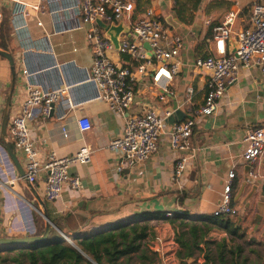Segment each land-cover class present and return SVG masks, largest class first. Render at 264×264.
<instances>
[{"label": "crops", "instance_id": "crops-1", "mask_svg": "<svg viewBox=\"0 0 264 264\" xmlns=\"http://www.w3.org/2000/svg\"><path fill=\"white\" fill-rule=\"evenodd\" d=\"M37 1V0H33ZM264 0H150L142 3L155 7L162 20L164 29L170 36L180 35L184 46L181 52L182 66L172 79L166 77L154 81L149 72L142 80L135 83V102L126 115L113 111L104 100L84 102L72 110H68L65 119H58L57 112L47 116L38 109L30 121L31 135L38 150L41 165L48 162L49 155L55 152L64 157L75 154L83 146L89 145L94 153L89 162L78 161L71 165L70 172L81 177V189L65 186L62 197L45 202L48 213L53 216L74 213L87 218L81 226L86 234H95L116 229L119 225L131 222L148 223L151 236L157 237L153 245H149L152 255L144 252L122 257L118 264H219L218 250H225L227 264H264V214L257 218L259 201L264 200V153L251 169L256 177L249 175V167L242 158L244 151L243 138L249 125H264V73L259 65L242 66L237 79L229 85L219 99L217 112L212 115H197L196 109L204 101L208 90L211 72L197 68L194 63L199 57L216 54L215 27L220 25L230 9H238L234 29L249 26L251 9L255 3ZM142 3L135 11L133 20L142 12ZM10 51L14 55L18 70V78L12 99L10 119L19 113L26 97V80L21 71L24 64V53L19 37L13 31L10 4ZM2 13V9L0 11ZM47 31H53L51 16L42 15ZM113 24V23H112ZM115 25H123L119 39L128 32L132 21L122 20ZM31 34L35 39L44 36V30L35 20L30 22ZM105 30V29H104ZM130 31V30H129ZM106 34L107 31L105 30ZM109 35V34H108ZM228 39V52L231 53ZM49 51L29 53L28 63L33 68L58 62L75 61L76 65L68 67L65 76L81 79L79 68H89L92 63V52L87 43L86 31L76 30L61 34H52ZM146 48L149 47L145 43ZM52 49V50H51ZM112 58L124 65L131 62L126 54L114 51ZM48 85L60 84L62 77L59 70L51 69L39 76ZM11 82V66L6 57L0 56V122L1 113ZM192 86L194 94L189 95L188 87ZM83 88V87H82ZM84 93L87 90H82ZM154 107L160 113L166 109H180L183 119L194 116L193 145L196 155L188 162L184 174L179 179L173 178L176 153L166 133L161 135L158 150L143 163L126 167L118 171L121 153L108 147L110 141L124 132L128 114L144 111ZM89 116L94 126L85 133L77 125V117ZM176 121H180L176 120ZM62 124L68 128V137L62 131ZM172 123L166 120V131ZM11 135V134H10ZM0 141V237L35 235L37 228L34 211L40 203L34 191L14 164L12 158L3 149ZM6 150V149H5ZM20 162L26 168V157L17 151ZM235 165L236 176L233 184V204L238 207L239 215L234 217L235 224L231 228L211 223L212 230L201 244L204 248L193 256L185 254L179 257L177 252L183 248L177 241L176 228L172 219L180 222L178 212L187 211L190 222L202 225L203 221L214 218V211L221 201L224 181L228 171ZM47 171L41 170L40 177L33 185L42 196L47 180ZM14 182H11V181ZM258 185L249 207H243L247 195ZM22 190V195L20 190ZM38 202V204H37ZM38 211V210H37ZM173 212V216H149L146 220L141 216L145 212ZM259 221V223H258ZM258 225V228L256 226ZM159 226H165L159 228ZM163 231H161V230ZM68 236V235H67ZM71 237V236H69ZM74 240L75 238L72 237ZM244 241L245 246H243ZM256 246L261 248L260 252ZM210 247V248H209ZM211 250L208 261L205 254ZM240 248V249H239ZM252 248H256L255 250ZM252 251V252H251ZM247 254L256 258L249 259ZM136 259L140 262L133 263ZM149 259V260H148Z\"/></svg>", "mask_w": 264, "mask_h": 264}, {"label": "built area", "instance_id": "built-area-1", "mask_svg": "<svg viewBox=\"0 0 264 264\" xmlns=\"http://www.w3.org/2000/svg\"><path fill=\"white\" fill-rule=\"evenodd\" d=\"M150 0H0V11L10 4L11 21L14 33L19 37L24 53L22 75L26 80V97L21 104L19 113L9 121V133L17 151L26 157L27 179L35 185L41 170L47 171V180L43 199L54 201L62 197L65 186L81 189L82 181L79 175L70 172L73 163L89 162L94 150L83 146L79 152L59 157L55 152L49 155L48 162L41 165L38 150L31 135L30 121L35 112L40 109L47 116L57 112L58 119H65L67 111L76 106L93 100H104L118 114L126 115L132 108L135 98V83L142 80L149 72L154 81L166 77L172 79L182 66L181 52L184 46L180 35L170 36L165 31L162 20L155 7L146 5ZM142 3L140 16L133 20L135 11ZM1 13V12H0ZM238 9H230L222 23L215 27L216 54L199 57L194 65L211 72L208 90L204 101L196 109L197 115H212L217 112L219 99L224 95L229 85L237 79L240 67L259 65L264 73V4L255 3L251 9L249 26L235 30ZM42 15H49L53 21V31H47ZM35 20L44 30V36L35 39L31 34L30 22ZM107 24L122 20L132 21L130 31L124 32L116 47L113 40L106 34L98 21ZM85 30L87 43L92 52V63L89 68H79L83 75L81 79L65 76L68 67L76 65L75 61L44 64L33 68L28 63L29 53L34 54V60L39 51H49L52 34ZM238 39L235 52H228V39ZM145 43L149 45L146 48ZM52 50V49H51ZM114 51L126 54L131 62L124 65L112 58ZM50 52V51H49ZM58 69L62 80L60 84L48 85L39 76L51 69ZM83 87V88H82ZM86 89L84 93L82 90ZM189 95L194 94L192 86L188 87ZM174 113L166 109L160 113L154 107H147L142 112L128 114L125 120L124 132L113 138L108 147L119 151L122 155L118 171L143 163L155 153L160 144L161 135L166 133L172 149L179 153L173 172V178L179 179L185 172L189 160L196 155L193 145L194 116L172 123L166 131V120ZM77 125L85 133L93 128L94 123L87 115L78 116ZM62 131L68 137V128L62 124ZM243 160L249 167V175L256 177L251 169L264 153V125H249L243 138ZM4 151L5 147H3ZM236 176L235 165L228 171L224 181V189L220 203L214 215L237 217L239 209L233 204V184ZM11 182H14L13 180ZM3 181L0 178V186ZM21 191V189H16ZM166 217L173 216L168 212ZM189 220V218H187ZM66 242L74 239L65 236Z\"/></svg>", "mask_w": 264, "mask_h": 264}, {"label": "trees", "instance_id": "trees-1", "mask_svg": "<svg viewBox=\"0 0 264 264\" xmlns=\"http://www.w3.org/2000/svg\"><path fill=\"white\" fill-rule=\"evenodd\" d=\"M9 22V9L4 6L0 23V48L11 52ZM0 141L3 143L1 139ZM36 207L39 208V204ZM178 213L181 221L177 223L176 219H172L171 223L176 228L177 241L183 248L177 252L179 257L183 254L193 256L204 250L201 244L210 243L203 240L212 230L211 223L227 228L235 224V219L231 216L215 215L200 225L186 220L190 215L187 211ZM164 214L165 212L148 211L141 216L146 220L149 216L162 217ZM49 217L56 228L51 230L47 239L23 245H6L4 250H0V264H118L122 257L139 252L143 247V240L151 236V226L148 223L131 222L119 225L114 230L86 234L81 231V226L87 223L85 217L74 213L59 216L49 214ZM34 221L37 228L35 235H42L46 229V219L35 210ZM67 235L75 238L73 243L66 242ZM209 248L205 254L208 261L211 259ZM218 258L219 264L228 263L225 250L221 247Z\"/></svg>", "mask_w": 264, "mask_h": 264}, {"label": "water", "instance_id": "water-1", "mask_svg": "<svg viewBox=\"0 0 264 264\" xmlns=\"http://www.w3.org/2000/svg\"><path fill=\"white\" fill-rule=\"evenodd\" d=\"M1 20H2V13H0V23H1ZM98 23L100 26H102V28H104L107 31V33L109 34V37L113 40L116 47H118L119 46V35L123 29V25L122 24L115 25L114 23L113 24H107L102 20H99ZM129 30L130 29H128L127 31H129ZM229 41H230L229 42L230 50L232 52H235L238 48V39L234 38V40L231 39ZM0 55L6 57L9 60L10 66H11V82H10L9 89L7 92L5 106H4V110H3L1 122H0V139L3 141L4 147L7 151V153L10 155L14 164L18 168V170L21 174V177L27 181L29 187L34 191L36 198L40 203V208H37V207L36 208L42 214V216L46 219V229L42 235H30V236H25V237L1 236L0 237V246L2 248V247L9 245V244L23 245V244L32 243L35 241L45 240L48 238V235L51 232V230L53 228H56V225H55V223H53L51 221V219L49 217V213H48L47 206L45 204V200L38 193L37 189L32 185V183H30L29 180L27 179L26 169L24 168V166L20 162V159H19V156L17 153V149H16V147L13 143V140L11 139L10 133H9L10 113H11V107H12V99H13V95H14L16 83H17V78H18V70H17L15 57L11 52H9L8 50H4V49L0 48ZM184 116H185V114L182 110L176 109L174 111V113H172L167 118V121L170 123H174V122H176V120L183 119ZM257 188H258V185L254 184L253 190L251 191V193L249 195H247V197L244 200V203H243L244 206L243 207H245V208L249 207L250 199L253 197ZM258 205H259L258 206L259 212H258L257 218L260 221V219H262L263 214H264V200H260ZM259 221H258V223H259ZM256 228H258V225L256 226Z\"/></svg>", "mask_w": 264, "mask_h": 264}, {"label": "rangeland", "instance_id": "rangeland-1", "mask_svg": "<svg viewBox=\"0 0 264 264\" xmlns=\"http://www.w3.org/2000/svg\"><path fill=\"white\" fill-rule=\"evenodd\" d=\"M82 31V30H81ZM84 31V30H83ZM7 96V95H6ZM4 106H5V103H4ZM4 106H3V109H2V113H3V110H4ZM2 113H1V117H2ZM40 213V212H39ZM41 214V213H40ZM42 215V214H41ZM165 226H159V228H164ZM161 230V229H160ZM162 231V230H161ZM163 232V231H162ZM155 240H157V237H153V238H148L147 240H145L146 242H144L145 244H144V248H143V250H144V252L146 251V254L147 255H150V258L152 259V260H154L155 258L153 257V256H155L156 258H158L159 259V256L158 255H152V252L150 251V249L148 248L149 247V245H153V241H155ZM245 242L247 243V241H244V244H243V246H245L246 244H245ZM5 247V246H4ZM245 248H246V246H245ZM256 248H257V250H259L260 252H262L261 251V248L259 247V246H256ZM256 248H252V249H256ZM0 250H4V248L2 247L1 248V246H0ZM252 252V251H251ZM135 255H138V253H136V254H134V256L133 257H135ZM247 257H249V259H254V258H256V255H254V254H247L246 255ZM149 260V259H148ZM138 262H140V260L139 259H136L135 261H133V263H138ZM138 264H140V263H138ZM244 264H253L252 262H250V261H246V263H244Z\"/></svg>", "mask_w": 264, "mask_h": 264}]
</instances>
